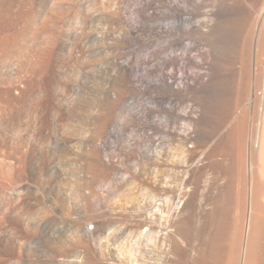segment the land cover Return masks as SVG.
<instances>
[{
  "label": "bare ground",
  "instance_id": "obj_1",
  "mask_svg": "<svg viewBox=\"0 0 264 264\" xmlns=\"http://www.w3.org/2000/svg\"><path fill=\"white\" fill-rule=\"evenodd\" d=\"M108 1L113 20H107L100 12H95L93 14L95 22L100 23L103 21L106 24L114 22V24L119 26L126 25L129 44L134 53L140 48L149 50V42L152 43L155 40L163 41V50L152 52V57L164 53L166 57L164 65L166 67L174 66L177 63L172 58L171 53L178 47L183 48V56H187V53L192 50H196L199 53L200 63H196L197 61L195 62L188 57L178 60V62L184 63L186 67L192 66L195 69H204V67L211 66L204 51L201 50L204 49L205 45L197 43L194 38L200 37L205 40L212 38L213 24L220 21L227 13V8L224 6L210 4L212 0H158L159 5L171 12L172 16L180 24L178 23V26L175 28L171 27V29L169 27L163 28V26H157L156 28L153 23L155 18L152 19V17L150 25L146 27L148 29H145L149 33L148 36L151 35V41L147 40L148 42H145L142 39L143 36L140 35L145 26L140 29L142 25H139V23L142 24V22H139V19H134L135 17L133 18L134 20L127 21L124 13L125 1ZM144 1L145 7H140L145 8V11L147 8L153 11L156 8L155 6H157V1ZM109 3L107 2V4ZM83 9L85 8L78 3V0H0L1 211L3 208L9 210L6 206L9 203V199H6L7 202H5L4 198L12 197L34 198L35 200L32 201H34V204L36 203L35 205L49 209L48 212H51L49 216L52 214V219L56 220L55 223V220L47 216L49 217L47 223L48 220L49 223L52 220L56 225H51L55 228L52 230L50 227L52 231H50L51 234L49 233L55 245H53V250L48 249L51 263L53 262V264H104V254L97 253L95 245L97 239H109V235H104L105 231H102L101 227L105 228L107 223H111V221L113 223L115 220H118L119 223L123 222L125 226L145 227L148 229L146 232L151 231V234L153 233L151 235L150 232L149 234L147 232L142 235L143 237L140 236V241L142 242L139 243L141 244L139 247L143 248V251L140 248V251H142L140 256L143 257V261L147 259L148 262L153 261L156 263L160 261L163 264L166 263L165 258L159 253L158 245H156L158 243L156 242L155 244L154 242L150 245L148 242L152 238H164L168 241L171 250L172 257L169 259V264H178L182 257L190 259L186 257V254H189L187 253L188 251L182 252L181 250V239L186 243L187 246L185 247H189L188 249H192L194 252L196 251L195 257H192L193 263L191 264H240L242 220L240 217L234 219L235 224L232 232L230 228L232 225L231 221L227 220L229 216L227 208L229 207L228 209H230V205L227 208L224 207L226 212H223L222 209H220L222 213L218 212L219 210L215 208V210L204 214L201 217L202 223L200 222L201 225L199 226L195 224L197 215L194 212V214L189 213L187 218L173 220L174 218L171 216L164 215L165 212L163 213L161 209L164 195L168 197L169 194L171 196L174 194L177 198L181 196V188L177 184L179 182V165L186 161L188 167L190 169L193 168L198 145L201 147L210 145L211 137L207 135L203 137L200 144L198 143L196 136L197 121L194 117L192 101L196 89L209 84L207 76L194 74L188 77L164 73L162 69H156L150 65L154 61L152 57H150V60L147 59L149 61L142 62L147 67L144 71L145 75H141L138 69L140 61H137L134 55V62H131L133 64L130 66L128 62L130 67H126L127 65L125 67L120 66V78L124 79L126 77L127 85L124 91L116 92V99L109 108H107L106 102L101 99L92 108L89 107L90 109L87 108L88 106L85 107V105H82L83 108L79 107L67 98L71 90L63 82L68 59L72 55L78 57L87 48V43L90 44L89 42L91 41L94 43L95 41L99 42L102 39L101 36H103L101 34L102 28L100 27L101 31L100 29L99 31L95 29L83 37L86 41L76 35L69 36L71 21L79 19ZM145 11L142 14L146 15ZM250 16L252 18V15ZM146 23V25L149 24L147 21ZM172 30L174 31L172 32ZM253 31H255L251 32L253 34L249 33L251 35L255 34L256 39L248 38L252 40L251 43L255 41L254 57L256 63H259L261 62V57L264 56L263 19L262 24ZM181 38L184 40L188 39L187 41L190 44L184 45ZM83 40L85 41L84 43ZM216 42H214L215 48L218 44L220 45V43L217 42V44ZM213 44H211L212 46L210 45L211 49ZM221 45L223 46V44ZM247 45L251 48L249 43ZM222 46H220L221 49L224 48ZM72 47L74 52L71 55ZM251 49H247V51L252 52ZM251 52L249 53L250 55H252ZM169 94L184 100L186 109H178L176 104L170 100ZM128 96L132 99H141L143 97L151 99L149 105H143L139 109L144 114V118L150 115L153 116L154 113H161L160 116L165 114L167 123L163 124L158 121L150 123L148 121L149 123L144 125L147 128L146 138L142 142L136 143L134 148L139 150L136 151L135 149V154L131 151L132 153L127 155V152L125 154V152L118 149L121 151L120 155L126 157L127 160H124L128 161L126 164L129 163L123 169V167L120 166V168L116 164L115 159L113 160L112 156L114 153H107L109 148L105 142L103 143L104 137H102V134L110 124L109 121L112 116L119 115V102L124 101ZM238 103L242 104L241 102ZM237 106L239 107L238 104ZM91 109L92 111L90 112ZM63 130L67 132L64 131L66 132L64 134ZM257 148H259V157H264V144H258ZM208 154H211V152ZM238 154L240 153L238 152ZM167 155L169 157L166 158L165 156ZM229 159L231 162L227 166H222L220 162L213 163V166L215 165L216 169H222L228 176L230 175V178L228 177L230 183H228L227 190L231 191L234 181L240 187L242 184L245 185L246 175L244 176V172L246 171V164H244L241 155L234 156L231 153ZM142 165L143 167L141 168ZM244 165L245 170L243 172ZM153 166L157 167L155 174H160L161 176L166 174V176L170 177V180L172 179V182L170 181L171 183L168 184L165 181L164 183L159 179L161 176L158 175L151 177L152 174L154 175L151 169ZM163 166L169 169L167 170ZM161 167L165 170L159 169ZM137 176H141L140 182H143L142 185L146 188L148 194L156 193V196L152 195V198L150 195H143L144 199L148 196L151 198L150 201L153 200L152 207L141 206L148 208V210L144 208L146 209L144 213L147 211V214H141L138 211L139 209L135 211V208V212L132 213V216L130 215L129 219L124 217L123 219L120 217L121 215L119 217L113 216L114 213L112 215V212L121 210L122 206L120 203H115V206L111 205L115 207V210H110L107 207L109 206L108 203L106 204L105 201L101 200L102 195L101 199L98 200L97 192L99 187L107 186L111 192L108 190L109 194H111L109 196H112V198H124V200L125 198H135L132 191L136 187L134 181ZM124 184L125 186L128 184L127 187L129 186L126 192L122 193L123 195L121 196L117 195V197H114ZM250 185L251 191L248 190V197L256 198V194L252 193V188L255 186L252 180ZM241 188L240 191L242 190ZM243 188L245 187L243 186ZM247 194L244 195L247 197ZM245 196L241 197L240 195V198ZM138 197L136 196V198ZM80 198H83L81 201H84V198L89 201L86 202V204L89 203V207H87L91 209L88 217L84 216L85 207L79 205ZM228 198L232 197L228 196ZM147 200L149 201L148 198ZM229 203L232 205V202ZM16 209L14 210L16 216L13 215V211L10 217V214L8 216L4 215L6 212L3 213V209V214L0 217V264H9V261L15 258L18 264H34V260L29 258L28 249L23 250V246H20V244V247L18 246L20 242L17 237L18 229L24 225L18 226L22 219L20 220L19 213L17 215L18 211ZM121 211L123 212V210ZM125 219L130 224L124 223ZM22 223L24 224V221ZM27 223V228L32 227L33 230L36 225L34 224L35 221L28 220ZM44 223L45 220L37 225L40 228L46 225ZM11 225L13 226L11 227ZM89 226L92 228L90 229ZM246 226L248 235L253 240L255 239V242L256 240L258 242L256 238H259L260 234H257V219L250 218ZM99 227L101 233H99ZM119 232L118 236L116 233L114 238L117 237L116 239L120 240V238L124 237V232H120L121 234ZM204 234L206 239L198 237ZM166 236L168 239H166ZM26 244L25 246H27ZM115 244L117 243L115 242ZM253 245L248 249V255L253 254V250L255 252ZM1 247H4V249H1ZM151 247V251L158 253L156 257L148 250ZM113 262L111 264H114ZM242 262L246 264L248 259L243 257Z\"/></svg>",
  "mask_w": 264,
  "mask_h": 264
},
{
  "label": "rangeland",
  "instance_id": "obj_2",
  "mask_svg": "<svg viewBox=\"0 0 264 264\" xmlns=\"http://www.w3.org/2000/svg\"><path fill=\"white\" fill-rule=\"evenodd\" d=\"M111 1L115 2V0ZM124 1L126 3L124 7V13L126 14L125 16L127 18V21L129 22L131 19H139L138 21L142 22V24L139 23V25H142L140 26V29L141 27L143 28V26H145L140 33V35L143 36L141 37L145 42L151 41V35L148 36L149 33L146 31L148 28L146 27L150 25V22L154 18L155 19L153 20V23L155 25H153L156 28L157 26H163V28L169 27L171 29V27L175 28L176 26H178L179 22L175 20V18L172 16L173 14H171V12H169L168 10L162 8L159 5L158 0H154V2L157 1V6H155L156 4L154 5L156 8L154 9L153 7V11L148 8L147 9L149 11L147 9L145 11V8H141L145 7L144 0ZM107 2L109 3L108 0H78V3L82 4L85 9H83L79 19H76L73 22L71 21L72 24L69 27V36L76 35L77 37H82L81 39H84L83 37L87 36L89 32L95 29L99 31V29L102 28L101 34H103V36H101L102 39H100L99 42H89L90 44H92L91 46H88L90 44L86 42L87 48H85V51L78 57L72 55L74 50L73 47L71 48L72 56H70L68 59L63 82H65L71 90L67 95V98L79 107L81 106V108H83L82 105H85V107L88 106L87 108H92V106L95 105V103L100 99L106 102L105 104H107V108H109L116 99V92L124 91V88L127 85V78H120V68L125 67L126 65V67H130L131 64H133L131 62H134L133 56L135 55L134 58H136L137 61H140V64L138 66V69L140 70L139 73L141 75H145L144 71L147 66L142 62L149 61L150 57H152V52L163 50L164 46L163 41L155 40L156 42H149V50L146 48H140L134 53V50L129 44V37L126 33V25L125 28V26L116 25L114 24V22H112L111 24H106L103 21L100 23L95 22V19L93 17V14L95 12H100L104 18H107V20H113L112 11L111 9H109L110 3L107 4ZM210 4L222 5L227 8L226 15L220 21L213 24V36L211 39L205 40L201 39L200 37L194 38L197 43H203V45H205L204 49L201 50L204 51L205 56L211 63V66L207 68L204 67V69H195L192 66L186 67L184 63L178 62V60L180 61L188 57L195 62L197 61L196 63H200V56L198 51L192 50L187 53V56H183L182 53L184 52V50L181 47L175 48L171 53L172 58L177 61L174 66L172 65L170 67H166L164 65V62L166 61L164 53L159 54L156 57H152L154 61H152V63L150 64L153 66V68H160L164 71V73L173 74L176 76L183 75L190 77L194 74H204L207 76L209 81V84L207 86L198 87V89H196L193 94L192 101L194 108V117L197 121L196 136L198 139V143L200 144L203 137L207 135L211 137L210 145H208L207 147H201L198 145L196 149L193 168L190 169L186 161H184L183 164L179 165V182H177V184L180 185L181 196L177 198L174 194L172 196L169 194L168 197L164 195V197H162L163 207L161 209L163 213L165 212L164 215L168 217L171 216L172 218H174L173 220L187 218L189 213L194 212L195 215H197L196 219L198 220H195V224H198L199 226L202 223L201 217L204 214L210 212L211 210H215V208L219 210L218 212H221L220 209H222L223 212H226V208L228 207V205H230L231 208H227V210H229V212H227L229 214L227 220L231 221L232 225L230 226V228L232 232L235 224L234 219L240 217L242 220L243 229L241 233L242 239L240 241V247L242 249L240 264H244V262H242L243 257H246L248 259L249 264H264V157H259V148H257L258 144H264V142H262L264 141V56L261 57V62L256 63L254 57L255 41L252 42V44V40H249L248 38L250 37L254 40L256 39V35H251L253 34L251 32H255L253 30L258 28V26L262 24V19L264 20V0H212ZM139 8L141 11H138ZM143 9L146 15L142 14V12H144ZM147 11L149 14L146 13ZM137 12H140L141 14ZM152 13H156L154 15L155 17ZM250 15H252V18ZM148 17L150 19L152 17L153 18L150 20ZM144 20H146L149 24L146 25L147 23ZM251 29L252 31H250ZM173 31L174 30H172V32ZM84 40L83 43L86 41ZM187 40H182L184 45L186 46L190 44V42ZM213 40L214 42L217 41L218 43H220L219 45L216 42L219 47L217 45V47L215 48L216 45L214 42H212ZM210 42L211 44L214 43L212 49V45L210 44ZM247 42L251 45L252 49L247 45ZM221 44H223V46ZM220 46H222V48L224 47V50L221 49ZM247 47L252 50V52L250 51L252 55H250V52L247 51V49L250 50ZM128 62L130 63V66L128 65ZM169 96L170 100L176 104L178 109H186V102L184 100H182L180 97L173 96L172 94H169ZM240 97L241 100L239 101ZM150 101L151 99H149L148 97H143L141 99H132L128 96L124 101L122 100L121 102H119V115L112 116V119L109 121L110 124L102 134V137H104L103 143L105 142L107 147L110 149H108L107 153H114L113 156L111 155L113 157V160L115 159L116 164L119 167H123V169L124 167L126 168L129 163L126 164V162L128 161H124L127 159L126 157L120 155V152L123 151L125 152V154L127 152V155H129L128 153L134 152L133 154H135L136 151L139 150L134 147H136V143L138 144L146 138L147 128L144 125H147L152 121L162 122L163 124L167 123L165 114L160 116L161 113H154V117L150 115V118H144V114H142V111L139 109L142 108L143 105H149ZM238 102H241L242 104H239ZM237 104L239 105V107L237 106ZM91 111L92 109L90 110V112ZM102 114L104 113L102 112ZM64 131L66 130H63V132ZM66 132H64V134ZM206 148L209 151L205 150ZM118 149L121 151H119ZM210 152L211 154L207 155V153ZM238 152L240 154H238ZM231 153L234 156H242L243 162L244 164H246V173L244 172L245 165L243 167L244 176L246 175V183L244 182L245 185L242 184L241 188L234 181L233 184H235H232L233 187L231 191H229L227 190V186L228 183H230V175L228 176V174H226L222 169H216L215 165L213 166V163L215 164L216 162H220L222 166H227L231 162V160L229 159ZM165 157L167 158L169 156L167 155ZM165 157L164 159H166ZM142 167L143 165L141 166V168ZM153 167L151 169L153 170L154 175L152 174L151 177H154L156 175L161 176L160 174H155V171H157V167H154V169ZM163 167L159 169H167V167ZM166 173L168 174V172ZM162 175H165L164 178L163 176H161V178L159 177V179H161L164 183L165 181L168 184L172 182V179L170 180L169 176H166V174ZM140 179L141 176H137L134 181L136 187L135 189H133V191L135 192L132 191V194L135 195H133L135 198H125V200L124 198H112V196H109L111 195L109 194L110 189H108V187L104 185V187L100 186L101 188L99 187L98 189V200L101 199L102 195L101 200L105 201L106 204L108 203L109 206L107 207L110 210H115V207H113L115 206L114 204L120 203V205L122 206L120 207L123 212L121 210L115 211L117 213H119L120 211V213L117 214L113 211L112 215L114 213L113 216L115 217H119L121 215L120 217L129 219L132 216V213L137 211V209H139V213L147 214V211L146 213L144 212L146 209L148 210V208L152 207L151 205H153L154 202L153 200H150L152 198V195L154 196L156 193H153L152 195H150V193L148 194V191L146 190V188H144V186L142 185L143 182H140ZM251 180L253 182V185H255L252 188V193L256 194V198L248 197L247 194L248 190L251 191ZM127 185L125 186L124 184L123 186H121V189L119 188L117 194L114 197H117V195H123L126 192V189H128L129 187H127ZM243 186L245 188H243ZM240 188L243 191H240ZM241 192L243 193V196L247 194V197L245 196L244 198H240V195L241 197H243ZM103 194L106 196V198ZM144 194L150 195L151 198L146 195L147 197L144 199ZM136 196L139 197L136 198ZM228 196L232 198H228ZM170 197L172 198V200ZM147 198L149 199V201L147 200ZM6 199H9V203L6 204L9 210L3 208V213L6 212V214L4 213V215L8 216L10 214V217L14 213L13 215L16 216L14 210L17 208V215L19 213L20 220L22 219L18 226L20 227L21 224V226L24 225L23 227H20L18 229L19 232L17 233V237L19 239L18 241H20L18 243V246L20 244V246H23V250L26 248L28 249V253H30L29 258L34 260V264H53V262L51 263L48 249L53 250L55 245L49 233L53 230V228H55L52 226L56 225L54 224V221H52L55 220L52 219V214L51 216H49V213H51L48 212L49 209H45L42 206L38 207L37 205H35L36 203L34 204V201H32L35 200L34 198H4V200ZM84 199L86 200H84L85 202L81 201L83 200V198H80V201L78 199V201L81 207H85L84 216L88 217V215H90L91 209L88 208L89 203L86 204V202L89 201L86 198ZM7 200L5 202H7ZM108 200H110V202H108ZM168 202L171 203L169 204ZM229 202H232V205ZM238 204L239 206H237ZM13 205L15 206V209ZM141 206H147L148 208ZM11 209L13 213L12 211L10 212ZM171 209L172 211H170ZM2 211L0 209V217L3 214ZM47 216L51 217L52 219H50V223L48 220L49 224L47 223V219H49V217ZM250 218L257 219V234L260 235L259 238H255L258 239V242L257 240L255 242V239L253 240L247 233L246 225ZM43 219L45 220L46 225H43L39 228V225L37 224L42 221L44 222ZM126 219L124 223L127 221ZM28 220H32V222L35 221L34 224L36 225L33 230L32 227L27 228ZM22 221H24V224L22 223ZM25 221L27 224L25 223ZM126 223L128 224L129 222ZM13 225H11V227ZM18 226L16 225V227ZM50 227L52 228V230ZM91 228L92 227H90V229ZM98 229H100V227ZM101 229L102 231H105L104 235H109V239H97L95 249L97 253H100L101 255L104 254V264H111L113 261L114 264H144V262H147L145 264H163L160 261H157L156 263H154L153 261L148 262L147 259H144L145 261H143V257L140 256L141 252L143 251V248L139 247L141 246V244L139 243L142 242L140 241V238L143 237L142 235L147 232V234H149V232L151 234V231L146 232V230H148L147 228H139L137 226L133 227L131 225L125 226L123 222L119 223L118 220H115L113 221V223L112 221L111 223H107L105 225V228L101 227ZM101 229L99 230L100 232L98 230L97 232L101 233ZM119 231L121 233H125H123L124 237L120 238V240L116 239L117 237L114 238V236H118ZM120 232L119 234H121ZM201 236L198 237H200L201 239H206L205 234ZM154 239L152 238L151 241H148L149 244L151 245L154 242L156 244L157 242L158 244L156 245H158L159 253L162 254V256L165 258V264H169V259L172 256L168 241L164 238H161L162 240L159 238ZM166 239H168L167 236ZM159 240L162 244L159 242ZM115 242L117 244L114 245ZM180 242L182 252L188 251L187 253L189 254H185L186 257L190 259L182 257V260H180L178 264L193 263L192 257L194 256L196 251L194 252V250L192 251V249H188L189 247H185L187 245L186 243H184L183 239H181ZM25 244L27 246H25ZM252 244H254L253 246L255 252L253 250V254L248 255V249L251 248ZM2 248L4 249V247H1V249ZM140 248L142 249V251H140ZM151 249L152 247L148 250L156 257V254L158 253L151 251ZM9 264H18L16 258L10 260Z\"/></svg>",
  "mask_w": 264,
  "mask_h": 264
}]
</instances>
